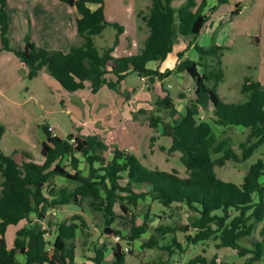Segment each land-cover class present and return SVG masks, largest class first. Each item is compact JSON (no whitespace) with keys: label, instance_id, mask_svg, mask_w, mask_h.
I'll use <instances>...</instances> for the list:
<instances>
[{"label":"trees","instance_id":"1","mask_svg":"<svg viewBox=\"0 0 264 264\" xmlns=\"http://www.w3.org/2000/svg\"><path fill=\"white\" fill-rule=\"evenodd\" d=\"M6 1L0 0L2 47L25 66L28 80L35 79L45 68L66 92L82 90L86 83L92 94L102 86L116 92L130 73L145 77L153 84L155 79L161 80L172 71L163 74L147 65L163 62L180 39L186 41L187 46L177 53L178 62L173 72L187 75L193 83L194 95L188 99L184 114L176 120L175 105L168 91L161 87L165 95L156 105L168 112L170 121L161 123L154 116L148 118L151 129L157 130L161 125L162 136L170 139L168 153H180L185 178H180L176 172L144 166L135 154L118 148L111 151L108 159L104 158L102 152L106 145L98 136L77 132L58 137L52 135L45 124L41 126L45 135L40 147L41 163L34 162L27 152H21V163L16 162L15 153L4 155L0 152V264H75L77 234L84 226L80 215H73L69 223L47 222V228L41 225L49 210L71 204L79 209L87 206L91 211L99 212L103 221L102 232L108 237H120L121 232L112 228L117 219L121 220L123 228L130 225L126 238L130 245L149 227L148 213L144 214L141 225H136L135 219L129 215L130 208L137 209L146 197L164 208L185 204L196 213L188 225L178 227L182 233L192 231L184 237L188 244L218 241L216 249H230L244 259L239 264H256L264 259V183L261 181L264 160L257 159L249 167L240 185L222 181L215 172L216 167H223L226 162L248 160L264 145V84L244 78L240 86L242 100L225 102L218 94V86L224 79L221 67L224 48L193 44L209 16L225 1L207 7L205 0L199 4L195 0H185L181 6L173 8V0H150L146 12L136 14L146 28L142 48L135 55L121 58H114L112 54L124 28L106 21L104 0H57L78 15L76 31L82 42L71 46L67 52L45 50L28 37L20 47L13 48L7 34ZM240 10L241 6L235 5L229 18L237 16ZM108 25L117 30V35L111 46L98 49L94 37L101 35ZM191 46L198 56L196 62L184 57ZM108 73L113 74L114 80L106 79ZM180 98L186 99L183 95ZM202 113L208 120L201 119ZM212 126L248 130L245 140L238 145L239 152L230 147L228 139L219 141ZM3 132L4 128L0 126V141ZM150 141L153 142L154 138ZM82 161L88 168L86 176L80 170ZM54 178H62L67 183L52 188L54 197L49 200L45 190ZM135 188H145V191L136 192ZM116 205L121 215L115 213ZM20 221H25L26 227L17 231L14 246L8 249L6 229ZM258 226V239H254L250 246L241 245L240 241L251 237ZM175 230L159 227L156 232L165 236ZM48 233L53 236L51 241L45 237ZM172 242L181 250L175 238ZM141 248L171 251V247L159 246L154 236ZM127 254H131V250L125 253L121 245H114L111 264H124ZM18 255L23 258L22 262L17 260ZM87 260L100 264L102 250L94 249V257ZM188 264H218V261L216 256L207 259L198 255Z\"/></svg>","mask_w":264,"mask_h":264},{"label":"rangeland","instance_id":"2","mask_svg":"<svg viewBox=\"0 0 264 264\" xmlns=\"http://www.w3.org/2000/svg\"><path fill=\"white\" fill-rule=\"evenodd\" d=\"M212 1L213 0H208V3L210 4ZM223 1L226 2V0ZM242 1L244 9L238 17L232 19V23L228 25V36L224 38V42H232L231 44L233 45L231 51L223 49V63H221L224 72V80L218 86V94L225 102H238L242 100L240 86L244 78L253 79L257 72V65L264 67V0H262L261 7L258 8L253 6L251 0ZM110 2L113 3V6L117 7L116 9L120 12L116 13L117 17L115 18L124 25L120 23L119 25L125 26L126 29V32L118 36L119 42L113 55L115 58L135 55L142 48L144 31L141 30V32H139L138 28L134 27V21H138L137 23H139L140 26H143L144 29L146 28L140 19H136L135 16L133 19L131 18L129 7L132 6L135 12L145 13L147 9L146 4L149 6L150 0H110L108 6ZM225 2L219 4L220 9L214 15L215 17L213 16L214 18L219 19L222 16L226 9V7L222 8ZM216 3L217 1L215 4ZM174 5L176 4L174 3ZM178 7L179 6H177V8ZM228 21L229 20H227V22ZM107 22L112 23L111 21ZM235 32L240 33V35H237ZM116 35L117 30L113 26H106L101 35L94 37L96 47H98V49H103L107 46H111ZM253 39H256L257 43L252 42ZM218 42L219 40L216 41V39H214L209 45H201V47L207 48L211 45L220 46ZM193 53L195 54V52ZM235 62L238 64H247V66L250 67L247 69L244 65L237 69L236 65L238 64ZM42 71L48 74L45 68L42 69ZM110 74L112 75V73ZM171 74H175L173 70ZM19 76L22 77V81H19L17 89L10 91L8 98L10 97L12 100L17 99L22 104V107H25L26 110L36 118V124L41 126L45 122H49L52 124L50 126L55 128H53V133L55 131L58 137H66L69 134H76L79 132L80 127H75V125L81 123L84 125L82 126V128L85 129L84 134L96 135L103 144H107L106 150L102 152L104 158L108 159L111 155V151L118 148L133 153L140 158L142 157L141 162L144 166L148 167L152 165L164 172H176L180 178H185L187 176L185 169L179 161L180 153H168L171 141L168 137L162 136L161 125H159L157 130H153L148 124V118L151 116L159 118L161 123L170 121L168 112L156 105L157 101L165 95L161 87L168 91L169 97L174 100L176 104L175 110L178 115L175 116V119L179 120L180 115L184 114L188 100H180V95H185L184 92H186L185 90L187 88H185V86L191 85L183 75H176L173 77L169 75V81H165L166 77H168L166 76L164 77L165 79H158L153 84H150L148 80H146L145 85L140 77L134 73H130L126 75L124 80L118 85L116 92L104 87L99 95L92 97L89 92L85 91L83 96L87 95L90 98L89 100L93 98V100L98 99L106 102L109 97H113L114 99V102L110 103L111 107H106V110L101 107H95L94 113L91 112V126H88L86 122H82L83 113H78L77 111L80 102H78L75 107L68 104L69 107L67 108H70L74 113L75 108L77 109L75 115L72 116L69 112L64 111L59 101V98H62L61 96L64 94H51L48 91L46 86L47 83L43 77L28 80L26 74L23 75L22 73ZM110 79L112 78L110 77ZM52 81L54 80L52 79ZM170 84L172 86L169 88L168 85ZM262 84H264V82H262ZM64 96V100L67 102L68 97H66V95ZM46 99H49L51 103L46 104ZM120 100L121 103L123 101L122 104H119ZM114 103L115 105H113ZM0 114H2V116L6 114V117L9 116L7 110ZM201 119L208 120L207 115L202 113ZM93 125L98 126L99 131L93 130ZM212 127L219 141L228 139L230 141V147L237 153L239 152L238 145L245 140L248 130L239 127ZM86 128L88 130H86ZM96 131H98L99 134H96ZM32 134H36L35 123L30 128L29 136ZM12 135L13 132L8 127L5 134L6 142L1 147V152L4 155L9 154L11 149L15 146L26 148L33 152L35 151L30 149L29 145H27L28 143H24L21 139L16 136L13 137ZM152 137L154 138L153 142L150 141ZM98 152L100 151L98 150ZM257 159L264 160V145L244 162L236 163L229 161L226 162L223 167H216V175L222 181L240 185L247 170ZM80 170L84 176L88 174V168L84 161H82L80 165ZM55 181H59L62 184L67 183V181L62 178H57ZM261 181L264 183V177L261 178ZM53 182L52 180V183ZM135 191H145V188H135ZM90 211L91 210L87 207L79 209L74 205H70L52 210L47 215V220L53 223H69L73 215H80L81 220H84L82 233L78 235L76 240L77 255L81 260L88 255L92 256V245H101L102 243H105L107 246L115 245L113 238L108 239L102 234L103 221L100 213ZM130 212L135 219L136 225H141L144 221V214L148 213L149 227L142 238L134 241L129 247L131 248V254H127L125 264H188L189 261L198 255L206 257L207 259L216 256L218 258V264H239L244 260L238 257L235 251L230 249H216L215 245L218 241L208 240L203 243L188 244L184 237L191 234L192 231L182 233L178 230V227L188 225L190 221L196 217V213L191 211L185 204H174L170 208H164L159 203L152 202L147 198V200L140 202L137 209L130 208ZM115 213L121 215L117 205L115 207ZM132 217L128 216V218ZM121 223V220L117 219L116 222L112 224V228L121 232L120 237H123V240L121 239V245L123 246L128 243L126 238L129 235L130 225H127V227L123 229ZM159 227H171L172 229H177V231L175 230L174 233L171 232L165 236H160L156 232V229H159ZM11 229L12 227L6 236L9 246L13 240ZM259 230L260 226H258L257 231L251 237H247L243 241H240V244L243 246H250L254 239H258ZM152 236L157 238L159 246L171 247V251L162 250L161 248L141 249V244L146 243ZM173 238L181 245V250L178 246L173 244ZM51 240L52 239L49 241ZM105 258L106 264H108L111 256L108 255ZM256 264H264V259Z\"/></svg>","mask_w":264,"mask_h":264},{"label":"crops","instance_id":"3","mask_svg":"<svg viewBox=\"0 0 264 264\" xmlns=\"http://www.w3.org/2000/svg\"><path fill=\"white\" fill-rule=\"evenodd\" d=\"M109 1L110 0H104L103 10H104V16H105L106 21H111L112 23L115 22L118 24L119 23L123 24L122 22L118 21L117 18H115V17H117L116 13L119 12L116 9L117 7H114L113 3H111V2L109 3V6H108ZM195 1L197 2V4L200 3L199 2L200 0H195ZM205 1H206V6L210 7V6L215 5L216 1L218 2L220 0H215V1L213 0L210 4L208 3V0H205ZM251 1L253 3V6L256 8L261 7V5H262V0H251ZM184 2H185V0L172 1L171 6L173 8H177V6H181ZM174 3L176 5H174ZM225 3H227V4H225ZM225 3H223L224 5L222 6V8L226 7V9L224 10L222 16L219 19L214 18L215 17L214 15L220 9V6L218 5L216 10L213 12V14H211L209 16V20L205 23L200 35L196 38V40L193 41V44H196V45L200 44L199 46H201V45L206 46V45H209L212 41H214V39H216V41L219 40L218 43H219L220 47H223L224 50H230L231 51V49L233 47V45L231 44L232 42H224V38L226 36H228V25L230 23H232V19H234L240 15V13L244 9V4H243L242 0H226ZM235 5L241 6V10L237 16H235L233 18H229L231 11H233L235 9ZM148 7L149 6H147V4H146V8H148ZM129 9H130L131 16H132L131 18L133 19L134 16L136 17V14L138 12H135L134 9L132 8V6H130ZM6 13H7V17H8V33L7 34H8V37L10 39V44L13 48L20 47L24 43L26 37H28L30 39V41L33 42L35 45H37V46H39L45 50H48V51L67 52L71 46L79 45L82 42V39L78 36L77 31H76V23L75 22H76V18L78 17V15L76 14V11L74 9L70 8L68 5H66L62 2H59L57 0H7L6 1ZM108 19H110V20H108ZM227 20H229V21L227 22ZM137 22L138 21H134V27H137L139 32H141V30L144 31L143 33L145 35L146 29H144L143 26H140V24ZM123 27H124V32H126L125 26H123ZM235 33H237V32H235ZM237 35H240V33H237ZM252 42L257 43V40L253 39ZM221 44H224V45H221ZM186 46H187L186 41H182V40L178 39L176 41L174 47H173L172 53H170L163 62H161V63L150 62L147 65V67L149 69H152V70H157L159 73H163V74L174 70V68L178 62L176 55H177V53L184 51L186 49ZM193 52H195V50L191 46L185 52L184 57L188 58L191 61L196 62L198 60V56H197L196 52H195V54ZM223 55H224V52L222 51V57H221L222 63H223V61H222ZM113 57H114V55H113ZM235 63H237V62H235ZM244 65L247 69L250 67V66L248 67L247 64H242V63L236 65V67H237V69H239ZM110 69L111 68H109L108 70H110ZM234 69H236V68H234ZM26 72H27V70H26L25 66L18 60V58L12 52L3 50L2 41L0 39V113L7 110L8 114H9L8 117H6L7 116L6 114H5V116H2V114H0V126H2L4 128L3 136H2V139L0 141V152H1L2 145H4V143L6 142L5 134H6L8 127H9L10 130L13 132V135H12L13 137L16 136L19 139H21L24 143H28L27 145H29L30 149H33L36 152L30 151L29 149H26V148H21V147L15 146L11 149L10 153L7 155L15 153L14 158H15L16 162L21 163L23 161V156L21 155V152H27L31 155L34 162L41 163L42 158L40 156V147H41V143L43 141H45V135H44L43 131L41 130V126L44 124L47 125L49 128H51L50 132L52 133V135H56L55 131L53 133L54 127L50 126L52 124H50L49 122H45L41 126L36 124V118L32 114H30L28 112V110H26L25 107H22V104L17 99L12 100V98H10V97L8 98L10 91L17 89L19 81H22V77L19 75H21L22 73H23V75H25ZM171 75H170L171 77L176 76V75H183L186 78V80L188 81V83L191 86H189V85L185 86V88L186 87L187 88L185 90L186 92H184L185 95H183V96L186 98V100L192 99L193 95H194L193 94L194 93V87H193V83L190 81V79L187 77V75L184 73L171 74ZM39 77L44 78V80L47 83L46 86L48 88V91L51 94L58 93L60 95H62V94L66 95V97H68L67 102L64 100V98H65L64 95L61 96L62 98H59V101H60L64 111L69 112L73 116V115H75L76 110L78 109L77 110L78 113H83L82 122H86V124H88V126H91L90 125V122H92L90 120V118H92L91 112L94 113L95 107H101L102 109L106 110L107 109L106 107H111L110 103L114 102L113 97L112 98L109 97L108 101L105 102V101H100L98 99L93 100V98L91 100H89L90 98L87 95L83 96L85 91L89 92V94H91L92 97L97 96L100 94V91L103 90V88L106 86H102V88L96 94L91 93L88 83H86V87L82 90H77V91L71 92V93H64L66 91L63 90L59 86V84L52 77H49V75L47 73H45L44 71L41 70L39 72V74L36 78H39ZM105 77L107 80H114L113 74L111 75L110 73H108ZM110 77L112 79H110ZM50 78H52L55 82L52 81V79H50ZM169 78H170L169 76L166 77L165 81H169ZM253 79L257 80V81L264 82V67H260L259 65H257V72H256V75ZM141 80L146 85L145 82L147 79L145 77H142ZM156 80H158V78L155 79V81ZM168 86L170 88V86H172V85L170 84ZM177 88H178V86H177ZM180 100H185V99H180ZM172 101L174 103V100H172ZM78 102H80V104L78 105L77 109L75 108V113L72 110H70V108H67V107H69L68 104H71V105H73V107H75V105ZM45 103L50 104L51 101L49 99H46ZM122 103H123V101H122ZM122 103L120 100L119 104H122ZM116 104H117V102H116ZM113 105H115V103ZM174 105L176 107L175 103H174ZM83 107H85V108H83ZM93 120H95V119H93ZM93 122H95V121H93ZM34 123H35V128H36V134H32L29 136L30 128ZM92 124H95V123H92ZM77 126L80 127V131H79L80 134L86 135V134H84L85 129L82 128V126H84V125L81 123H78L77 125H75V127H77ZM93 126H94V127H92L93 130L99 131L98 126H95V125H93ZM86 130H88V129L86 128ZM98 131H96L97 132L96 134H99ZM7 149H8V145H7ZM137 157L140 158L139 156H137ZM141 158H140V160H141ZM149 166L153 167L152 165H149ZM56 179L57 178L53 179V181H54L53 183H52V181H50L47 184V188L45 190V195H46V197L49 198V200H52L54 197L51 194L52 188H58L59 186L65 185L59 181H55ZM71 188H73V186H71ZM147 198L150 199L149 197H146L144 200H147ZM71 205H74V204H71ZM68 206H70V205H68ZM64 207L65 206H62L59 208H64ZM75 207H77V206H75ZM85 207H87V206H84V208ZM56 209H58V208H56ZM88 209H90V208H88ZM52 210H55V209H51L46 213L45 220L41 222L42 228H47V222H51V221L47 220V215ZM90 212H92V211H90ZM129 214H132V213L130 212ZM31 219L35 220V217L31 216ZM82 221H84V220H82ZM51 223H53V222H51ZM11 227H12L11 235H12L13 240H12L11 245L9 246L6 236H7V233ZM24 227H26L25 221H20L15 226H8L7 227L6 232H5V242H6V246L8 249H11L14 246V242L17 238V231H19L20 229H22ZM123 229H125V228H123ZM81 233H82V229L78 232L77 238H78V235H81ZM143 235L144 234H142L139 239H136L134 241L140 240ZM105 236L108 239L112 238V237H108L107 235H105ZM45 237L47 240H50V239H52L53 236L50 233H48V234H46ZM132 243L130 245L129 244H126V245H129V247H130L132 245ZM120 245H121V243H120ZM142 245L143 244H141L140 248L142 247ZM123 246H125V245H123ZM112 247H113L112 245L107 246L105 243H102L101 245L100 244L99 245H92V249H93L92 256L88 255L86 258L81 260V258H79V256L77 255V244H76V254H75L74 263L75 264L93 263L87 259H91L94 257V249H101L103 260L100 264H106L107 263L105 257L108 255L111 256V259L109 260L108 264H111ZM17 260L19 262H22L23 258L20 255H18ZM217 261H218V258H217ZM125 263H126V258H125L124 264ZM93 264H95V263H93Z\"/></svg>","mask_w":264,"mask_h":264},{"label":"built area","instance_id":"4","mask_svg":"<svg viewBox=\"0 0 264 264\" xmlns=\"http://www.w3.org/2000/svg\"><path fill=\"white\" fill-rule=\"evenodd\" d=\"M142 80H143V79H142ZM49 131H51V128H49ZM129 215L132 216V214H129ZM112 238H113V240H114L115 245H117V244L120 245V243H121V238H120L119 236H114V237H112ZM129 250H130L129 245L122 246V251H123V252L128 253Z\"/></svg>","mask_w":264,"mask_h":264}]
</instances>
